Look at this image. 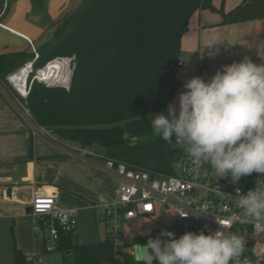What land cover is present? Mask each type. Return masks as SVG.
Here are the masks:
<instances>
[{
    "label": "trees",
    "instance_id": "trees-1",
    "mask_svg": "<svg viewBox=\"0 0 264 264\" xmlns=\"http://www.w3.org/2000/svg\"><path fill=\"white\" fill-rule=\"evenodd\" d=\"M200 9L221 13L224 21L229 15L212 0H81L57 23L53 36L37 46L36 57L31 49L0 53V78L6 81L30 60L37 69L55 57L74 56L69 89L29 76L28 94L20 97L32 121L60 140L173 174L179 150L155 135L150 125L152 116L167 115V105L182 84L177 76L182 37ZM70 74L68 69L66 82ZM75 236L59 235L54 250L63 253L64 262L70 255L72 264L113 263L109 230L91 243H79ZM12 255L13 264H26L16 246ZM248 264H264V258Z\"/></svg>",
    "mask_w": 264,
    "mask_h": 264
},
{
    "label": "crops",
    "instance_id": "crops-1",
    "mask_svg": "<svg viewBox=\"0 0 264 264\" xmlns=\"http://www.w3.org/2000/svg\"><path fill=\"white\" fill-rule=\"evenodd\" d=\"M212 2L217 8L222 7L224 13L229 12V15L224 21L221 13L200 9L190 17L188 30L183 35L181 44L186 60L183 55L180 56L182 67L187 69L177 73L179 79L186 78L188 72L193 70L188 68L196 60L195 50L198 52V76L205 80L221 69L222 65L245 57L257 64L264 62V0ZM17 4L16 13L11 15V19L23 17L25 29H16L3 23L2 9L0 32L14 35L29 46H34L35 38L43 32V27L54 26L51 21L54 16L61 15L62 19L69 14L63 13L66 0H20ZM213 35L219 36L223 41L212 48L203 45ZM26 121L0 94V216L17 220L14 227L16 243L12 244L9 254H4L2 260L0 258V264H13L14 246L22 253L26 252L19 240L21 229L17 233V227L27 222L30 232L31 222L27 220V208L30 207L36 190L55 195L57 207H75L79 211L96 209V206L118 198L120 181L101 167L102 158L70 155L61 147L68 142H61L54 133H49L53 139L33 133L32 125L28 123V126ZM86 150L103 153L101 149L90 147H86ZM14 170L17 172L16 181L12 180ZM9 186L12 188L10 197L6 195V188Z\"/></svg>",
    "mask_w": 264,
    "mask_h": 264
},
{
    "label": "clouds",
    "instance_id": "clouds-1",
    "mask_svg": "<svg viewBox=\"0 0 264 264\" xmlns=\"http://www.w3.org/2000/svg\"><path fill=\"white\" fill-rule=\"evenodd\" d=\"M221 41L213 35L203 45L212 48ZM184 89L178 103L169 104L167 115H151L154 134L180 144L195 167H206L214 177H230L235 183L258 174L246 194L235 189L234 200L246 216L264 220V62L245 57L222 65L208 80L189 78ZM216 222L222 230L207 234L186 231L176 237L162 229L159 236L127 251L134 264H241L245 239Z\"/></svg>",
    "mask_w": 264,
    "mask_h": 264
},
{
    "label": "built area",
    "instance_id": "built-area-1",
    "mask_svg": "<svg viewBox=\"0 0 264 264\" xmlns=\"http://www.w3.org/2000/svg\"><path fill=\"white\" fill-rule=\"evenodd\" d=\"M34 56H37L35 49ZM68 59L71 74L74 68L72 57H55L47 61L42 67L34 69L33 60L27 61L22 67L28 69L25 94H20L11 82V75L18 71L19 67L6 76V81L12 85L18 95L26 98L30 86L28 81L32 74V80L44 83L47 86H60L69 89L70 78L61 83L45 78V70L49 64ZM182 66L179 59L178 67ZM2 79L0 78V85ZM24 111L30 115L27 108ZM34 133H39L51 138V130L34 124L30 121ZM37 125V127L35 126ZM35 135V134H34ZM53 139V138H51ZM173 146L179 150L173 161V174H163L141 167L134 166L124 161H116L106 157L103 153L86 150V147L74 148L71 145H61L64 152L86 158L89 155L99 156L103 159L101 167L108 173L117 177L120 181L118 198L116 201L104 203L95 208L101 209L97 219L104 220L111 226V238L114 245V257L112 264H127L128 251H132V245L146 242L142 238L156 237L162 229H167L179 237L186 231L215 232L221 229L216 219L222 222L226 230L241 235L246 241V250L241 257V264H248L252 260L258 261L264 258V220H257L246 216L235 202V189L239 188L241 194L255 186L260 179L253 172L243 176L238 182H232L230 177H214V174L206 167L197 168L187 157L183 147L173 142ZM158 206H169L172 210L170 224L157 226L149 234H143L133 238L123 237L119 226L132 219L143 217L157 218ZM28 214L34 220L35 233L42 237L43 242H48L44 250L52 251L57 247L61 232L76 235V227L79 210L75 207L60 208L56 206V197L53 194L36 190L29 207ZM176 210L187 212L189 215L181 217ZM222 230V229H221ZM128 250V251H127ZM26 264H32L38 260V254L24 252ZM121 258H123L121 260Z\"/></svg>",
    "mask_w": 264,
    "mask_h": 264
},
{
    "label": "rangeland",
    "instance_id": "rangeland-1",
    "mask_svg": "<svg viewBox=\"0 0 264 264\" xmlns=\"http://www.w3.org/2000/svg\"><path fill=\"white\" fill-rule=\"evenodd\" d=\"M17 1L19 2L20 0H0V11L3 9V14H4L1 21L3 23L12 25L16 29H25V27L23 26L25 25V20L23 17L17 18L15 20L11 19V15L16 13L17 9L15 10V8L16 6H18ZM66 3L67 4L63 10L64 14L71 13L72 11H74L77 8V6L81 3V0H66ZM59 18L61 19V15L60 16L56 15L51 20L52 22H54V26L50 25V27L45 26L42 28L43 32H41L39 35L41 37L38 36L37 38H35L34 46L26 45L22 39L14 35H11L5 31H1L0 37H2V39L0 40L1 41L0 53L7 52V51L12 52L16 50L30 51V49L31 50L36 49L39 44L49 40L53 36V33L57 29V23L60 21ZM2 43H4L6 46L4 44L2 45ZM194 49L195 48H193V50ZM194 52H196L194 54L196 60L192 61L190 64L191 68H190V65L188 68V69H193V70L188 72L186 78H180L182 81V84L179 90L177 91L176 95L174 96V98L169 102V104H174V105L177 104L179 93L185 90L184 89L185 82L193 76H198V71H199L197 69L198 68L197 67L198 52L197 50H195ZM181 53H182L181 56L183 55V58L185 59L186 56L184 57L182 50H181ZM185 66L188 67L187 64H185ZM184 68L185 67H182V66L178 67V72L180 70L183 71ZM15 69L13 71H15ZM72 69H73V66H72ZM0 94L7 102H9L11 107L17 112V114L20 115L21 118L27 119L26 124L28 126L29 124L31 125V122H30L32 120L31 116L28 115L24 111L22 106H24L25 108L26 106L23 103L21 97L18 95L17 91L12 87V85L9 84L7 81L2 80L1 85H0ZM169 104L167 105V109H168ZM35 126L37 127V125ZM32 132H33V129H32ZM60 141L65 142L63 140H60ZM66 145H68V143H66ZM71 145L72 147H76V148L80 147L79 145L75 143H71ZM158 208L159 209L157 211V216H156L157 218L143 217V218H137V219H132V220L123 222L119 226L121 230L120 231L121 235L123 237L131 239L133 237H137L143 234H149L155 228H157V226H160V224L161 225L170 224L172 221L171 208L169 206H166L163 209L160 208V206H158ZM24 213H26V208L24 209ZM100 213H101L100 208H98V210L93 209V208H87V209H83L79 211V217H78V222H77V227H76V236H75L76 240L79 243H91V242L99 241L105 237L106 231L111 229L110 224L106 225L104 220L99 221L97 219V215H99ZM27 215H28L27 220L31 222L30 232L28 230L29 225L26 222V223H21V225L17 227V233L20 232L19 229H21L19 240L23 244L24 251L38 254V260L36 259L35 262H33L32 264H72V259L70 255H66L65 262H64L63 253L61 251L44 250L45 245L49 243L43 242L42 237L35 233L34 220L28 213ZM16 222L17 220L12 217L0 216V258L1 260L4 254L6 255L9 254L12 244L16 243L15 242L16 232L14 230ZM145 243L146 242L136 243V244L143 245ZM136 244L132 245V250L136 247ZM127 261H128L127 264H134V261L131 256H127Z\"/></svg>",
    "mask_w": 264,
    "mask_h": 264
},
{
    "label": "bare ground",
    "instance_id": "bare-ground-1",
    "mask_svg": "<svg viewBox=\"0 0 264 264\" xmlns=\"http://www.w3.org/2000/svg\"><path fill=\"white\" fill-rule=\"evenodd\" d=\"M69 64V60L66 58L49 64L44 73L45 78L50 81L65 83L68 75ZM27 73L28 69L26 67H22L11 75V82L20 94H25Z\"/></svg>",
    "mask_w": 264,
    "mask_h": 264
},
{
    "label": "water",
    "instance_id": "water-1",
    "mask_svg": "<svg viewBox=\"0 0 264 264\" xmlns=\"http://www.w3.org/2000/svg\"><path fill=\"white\" fill-rule=\"evenodd\" d=\"M21 67H19L18 69H20ZM72 75V74H71ZM12 180L13 181H16L17 180V172L14 170L13 172H12ZM11 187L9 186V187H7L6 188V195L8 196V197H10L11 196ZM29 209L30 208H27V212L29 211Z\"/></svg>",
    "mask_w": 264,
    "mask_h": 264
}]
</instances>
